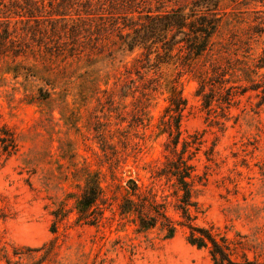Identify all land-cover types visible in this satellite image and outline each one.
Wrapping results in <instances>:
<instances>
[{"label": "rangeland", "instance_id": "1", "mask_svg": "<svg viewBox=\"0 0 264 264\" xmlns=\"http://www.w3.org/2000/svg\"><path fill=\"white\" fill-rule=\"evenodd\" d=\"M190 1L145 3L169 10ZM219 7L223 24L215 39L220 49L208 60L227 74L210 76L216 81L209 85L213 99L219 100L208 107L189 73L179 76L174 65H164L135 74L141 50L112 52L117 44L102 31L100 39L93 35L85 42L80 58L65 57L61 49L74 45L67 31L69 17H75L72 8L65 20L44 17L48 30L52 24L59 29L48 49L54 56L38 64L45 81L0 74V130L4 127L7 140L14 137L10 155L0 146V245L7 246L15 264L212 263L207 248L190 245L185 228L164 238L158 228L137 231L132 215L120 213L133 178L178 218L173 181L155 177L170 156L159 120L168 105L166 83L173 77L186 99L177 149L188 142L185 156L199 178L196 222L242 242L250 259L264 262V98L238 88L242 82L227 69L243 59L253 63L261 53L264 37L253 39L256 25L264 27V0H221ZM205 60L200 59V68L208 65ZM230 86V104L221 102ZM91 173L99 178L102 194L87 218L79 219L74 203ZM13 246L22 258L13 255Z\"/></svg>", "mask_w": 264, "mask_h": 264}, {"label": "trees", "instance_id": "2", "mask_svg": "<svg viewBox=\"0 0 264 264\" xmlns=\"http://www.w3.org/2000/svg\"><path fill=\"white\" fill-rule=\"evenodd\" d=\"M139 1L0 0V62L2 61L0 74L11 73L14 77H23L26 81L30 77L45 81L38 70V64L40 58L54 56L48 49L54 45L52 40L58 36L59 29L52 24L48 30V26L44 24V17H50L53 23L59 18L65 20L67 12L72 8L70 12L73 11L75 17H69L71 28L67 31L73 39L70 44L74 45L71 49H61L65 57L80 58L85 49V42L89 44L93 35L100 39L102 31L106 37H112L117 44V48L112 52L121 54L141 50L142 58L137 60L140 64H135V74H140V69L144 72L149 70L156 72L164 65H174L178 70L177 75L181 76L187 72L197 81L196 95L202 98L205 107L210 106L212 101L219 100L213 99L212 86L216 81L210 76L224 78L227 71L219 69L215 63L209 62L208 58L215 55L214 52L219 53L220 49L217 48L215 37L223 24L219 7L221 0H191L187 5L169 10L156 9L150 3H145L146 0ZM66 28L64 27L62 32L65 33ZM255 34L256 39L253 41L257 42L259 37H264V27L256 25ZM30 57L33 58V62H28ZM201 58H207L206 67L205 64H202L204 66L202 68L198 66ZM227 69H230L231 74L237 78L236 83L242 82L237 85L238 88L242 91L248 89L257 91V95L264 98V47L253 59V63L243 59L239 66ZM178 82L173 77L166 83L168 105L160 117L159 132L166 133L168 137L165 149L169 151L170 156L166 157L163 166L158 168L155 174V177H165L173 181L177 200L173 209L178 218L170 217L165 210V204L158 202L154 194L141 191V186L133 178L128 179V193L119 206L120 213L132 215L137 231L158 228L163 232L164 238L171 239L178 227L185 228L190 245L207 248L211 264H264L257 258L250 259L244 251L245 246L242 242L230 241L224 235L215 233L210 227L201 226L196 222L200 210L195 199L194 186L199 178L189 161L191 157L185 156L188 142L184 141L183 147L177 149L180 142L181 111L186 106V99L181 94ZM217 83L224 84L222 81ZM207 86L210 87L209 91H206ZM231 89V86L227 89L221 102L229 103L232 98ZM4 131L2 127L0 146L2 154L8 156L11 154L8 150L9 139L14 142V137L10 135L7 140ZM99 184V178L95 173L88 174L85 178L83 190L74 203L79 219L87 218L90 207L102 194ZM26 248L30 250L29 247ZM250 248L248 249L251 250ZM12 249L13 255L22 258L24 253L18 251L20 249L14 246ZM11 258L7 246L0 245V262L15 264L16 260Z\"/></svg>", "mask_w": 264, "mask_h": 264}]
</instances>
